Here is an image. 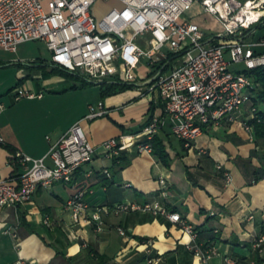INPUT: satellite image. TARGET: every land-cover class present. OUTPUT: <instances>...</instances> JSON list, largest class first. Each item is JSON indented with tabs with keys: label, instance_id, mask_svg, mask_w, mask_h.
Returning a JSON list of instances; mask_svg holds the SVG:
<instances>
[{
	"label": "crops",
	"instance_id": "crops-1",
	"mask_svg": "<svg viewBox=\"0 0 264 264\" xmlns=\"http://www.w3.org/2000/svg\"><path fill=\"white\" fill-rule=\"evenodd\" d=\"M102 1H108L105 10L99 8ZM117 5L118 0H100L96 14L101 17ZM189 14L208 34L221 28L200 2L194 3ZM258 26H264V21L254 27L250 40L264 38V33L256 35ZM138 41L146 44L144 39ZM0 50L7 53L0 58V75L5 77L0 83V103L6 106L0 113L3 178L20 172L17 152L43 157L79 120H83L91 142L99 147L93 162L80 168L71 184L57 181L40 187L28 204L0 206V264H249L254 260V243L264 235V140L259 139L255 127L256 140H252L243 125L252 119L250 104L237 114L235 122L226 120L222 126L206 128L194 147L187 148L172 133L159 91L143 84L155 75L160 63L151 65L142 58L134 70L137 80L132 83L121 75L109 77L132 87L102 98V82L96 87L70 89L71 79L50 73L58 68L51 65V59L45 63L40 58L15 56L18 51ZM256 50L264 51V46ZM10 68L16 69L11 89ZM18 87L43 92L44 96L16 100ZM100 102L107 112L86 118L91 107ZM259 107L264 110V102ZM155 117L165 119L155 136L170 157L168 165L153 150L124 151L112 157L101 150L106 140L138 134ZM90 170L93 173L88 175ZM225 172L230 173V182ZM161 179L166 180V197ZM79 191H86L88 208L75 222L67 202ZM131 202L158 204L181 213L197 229L198 242H211L208 248L217 254L207 262L195 256L187 248L190 235L163 214L144 210L117 214L110 209L116 203ZM47 217L49 223L45 222ZM119 228L126 230V237ZM259 258L264 264V247Z\"/></svg>",
	"mask_w": 264,
	"mask_h": 264
},
{
	"label": "built area",
	"instance_id": "built-area-1",
	"mask_svg": "<svg viewBox=\"0 0 264 264\" xmlns=\"http://www.w3.org/2000/svg\"><path fill=\"white\" fill-rule=\"evenodd\" d=\"M98 1L0 0V49L16 52L21 44L42 41L51 52L52 66L95 83L116 75L132 83L137 80L134 70L142 58L151 65L160 63L155 75L143 84L159 91L172 133L187 148L194 147L206 128L222 126L226 120L235 122L247 104L251 105V117L261 120L254 102L260 85L250 73L264 67V51L256 50L264 46V38L255 41L249 36L264 19V0H118L120 5L112 6L101 17L95 11ZM196 2L218 19L220 31L208 34L188 18ZM139 39L146 44L141 45ZM15 92L16 100L44 96L27 87H18ZM5 108L0 103V113ZM106 112L100 102L91 107L86 118ZM82 121L73 124L41 158L16 153L21 169L10 178L0 175V206L28 204L40 187L57 181L71 184L77 171L93 162L99 147L89 139ZM164 121L155 117L140 133L108 139L100 148L109 157L130 150L152 152L151 141ZM243 125L256 140L254 126L248 121ZM104 172L110 175L108 170ZM92 173L90 170L88 175ZM225 177L231 181L229 172ZM160 182L166 197V180ZM85 193L79 191L67 202L75 222L87 211ZM110 209L117 214L136 210L163 214L190 235L187 248L195 256L207 262L217 254L198 242L197 229L179 212L137 202L116 203ZM94 219L100 220V216ZM45 222L49 223L48 217ZM119 232L127 236L125 229L119 228ZM254 247L262 251L264 235ZM249 264L258 263L251 260Z\"/></svg>",
	"mask_w": 264,
	"mask_h": 264
},
{
	"label": "trees",
	"instance_id": "trees-1",
	"mask_svg": "<svg viewBox=\"0 0 264 264\" xmlns=\"http://www.w3.org/2000/svg\"><path fill=\"white\" fill-rule=\"evenodd\" d=\"M264 21V19L261 21V23ZM260 24V23H259ZM51 74H60L68 79H71L73 81V85L71 86L70 89H81V88H86L91 85H96L97 83L89 81L87 78L84 76L74 74L65 70H62L60 68H52L50 71ZM253 78L259 83L260 89L258 90V95L257 97L254 98L255 105L259 107L261 102H264V67L255 69L250 73ZM101 84V95L102 98H106L108 96L114 95L118 92H121L124 89H127L129 87H132L131 84L124 83V82H119L117 80H112V79H106L104 82L100 83ZM69 90V89H67ZM65 90V91H67ZM258 115L260 116L261 120L258 118H252L251 120L248 121L249 124L253 125L256 128L257 131V136L259 139L264 140V110H262L259 107V112ZM152 145H153V152L154 154L166 165L169 164L170 162V157L165 150V147L163 145V142L159 140L157 136H155L152 139ZM264 143V142H263ZM14 166L16 167L17 170L20 169L19 165L12 160L11 161ZM212 245V243L205 244V247L208 248V246ZM254 260L260 264L261 260L259 258V251L255 250L254 251Z\"/></svg>",
	"mask_w": 264,
	"mask_h": 264
},
{
	"label": "rangeland",
	"instance_id": "rangeland-1",
	"mask_svg": "<svg viewBox=\"0 0 264 264\" xmlns=\"http://www.w3.org/2000/svg\"><path fill=\"white\" fill-rule=\"evenodd\" d=\"M107 2L102 1L99 8L102 10H105L107 7L106 6ZM190 11L187 13L188 18H190L189 17ZM220 27H221L220 29L217 28L216 30L220 31L222 29V26H220ZM213 30H215V29H213ZM263 33H264V26H258L256 35L260 36ZM4 56H7V53L0 50V58L4 57ZM15 56L23 57V58L29 59V60L40 58L41 59L40 62L42 61V62L46 63L47 61H49L51 59V52L48 50V48L45 46V44L42 41H30V42L21 44L18 48V53ZM15 73H16V69L10 68V89L12 88V86L15 84V81H16ZM2 80H5V77L0 75V83H3ZM66 86L68 87L69 85H66ZM90 87H96V85H91ZM53 92H56V91H53ZM10 97H11V95H10ZM96 105H97V103H96Z\"/></svg>",
	"mask_w": 264,
	"mask_h": 264
}]
</instances>
